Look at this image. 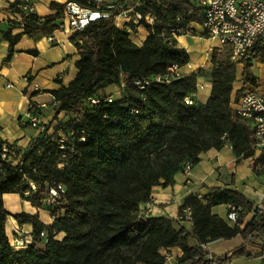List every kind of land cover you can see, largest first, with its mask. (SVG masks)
<instances>
[{
    "label": "trees",
    "instance_id": "16d2710c",
    "mask_svg": "<svg viewBox=\"0 0 264 264\" xmlns=\"http://www.w3.org/2000/svg\"><path fill=\"white\" fill-rule=\"evenodd\" d=\"M123 1L114 4L124 5ZM188 2L194 3L145 0L139 10L143 14L151 11L155 19L152 24L140 21L149 33L140 46L134 44L125 29L115 25V12L72 34L79 54L78 73L67 86L52 91L57 112L65 111L68 118L58 123L52 133L40 131L15 164L2 158L0 147V264H164L165 256L158 251L172 247L182 251L180 264H233L236 258L264 257V211L256 212L243 228L228 225L212 212L211 207L221 204L240 206L245 210L240 214L243 219L254 207L238 190L216 187L203 199L188 195L179 210L191 208L190 229L177 227L174 219L140 214L139 205L151 202L154 185L170 184L186 162H199L201 152L221 149L228 143L236 162L255 155L250 123L230 107L237 63L230 60L226 49L213 48L210 54L207 69L211 91L203 104L194 97L203 68L181 74L169 83L151 82L144 89L130 84L132 78L164 74L171 65L182 67L189 62L187 50L166 29L169 24L185 27L200 22L199 8L195 13L188 11ZM23 5V1L13 0L8 7L21 18L22 34L39 38L58 28L64 5L46 16L28 11ZM14 26L11 21L0 35L9 43L4 60H9L21 36L12 34ZM253 63H264V47H256L255 54L242 62L243 86L237 98L248 86L255 85ZM122 81L126 83L123 96L108 102L105 88L120 86ZM186 97L193 98V103L187 104ZM90 98H99L100 102L92 105ZM80 111L83 115L74 124L71 138L63 125H68L72 115ZM58 131L67 138L64 149L59 147ZM261 154L253 167L262 161ZM29 181L35 184V190L25 195L30 189ZM58 185L64 191L49 203L50 189ZM4 193H18L32 206L49 210L53 217L50 225L42 223L37 214L13 215L19 225H32L35 242L40 241L41 232H47L42 248L35 242L21 249L9 245L4 231L9 215L2 203ZM61 232L64 236L58 239ZM237 235H241L243 243L224 256L203 248L208 242ZM190 239L195 244L190 245ZM253 247L260 252L253 251Z\"/></svg>",
    "mask_w": 264,
    "mask_h": 264
},
{
    "label": "crops",
    "instance_id": "0c3cea01",
    "mask_svg": "<svg viewBox=\"0 0 264 264\" xmlns=\"http://www.w3.org/2000/svg\"><path fill=\"white\" fill-rule=\"evenodd\" d=\"M12 1L0 0V35L8 28L11 21L15 23L12 34H21L14 48H12L13 52L9 60H4L9 52V43L1 39L0 36V140L14 144L21 150H26L39 134L37 127L21 123V120H26L24 114L29 109L30 103L45 104L43 108H39L38 112L40 121L48 123L49 132L54 131L58 121L68 118L65 111L57 112V104L54 101L52 91L67 86L76 77L78 73L76 61L79 59V54L75 43L71 40L72 33L67 29H55L52 33V42L47 39V35L33 38L22 34L21 18L12 14L8 8ZM67 1L69 0H31L32 10L39 16L51 15L56 13L59 6H63ZM109 1L119 2L120 0ZM130 1L125 0L122 3L127 5ZM115 25L122 29L126 25L123 17H116ZM192 28L196 30L195 34L176 37L178 45L184 47L190 57L186 65L179 67L181 74L196 72L208 64V58L203 61L201 52L192 49L193 43L190 39L204 38L199 34L200 30ZM130 30L129 38L139 46L145 42L149 35L147 29L141 24L132 25ZM205 39H207L206 50L223 49L217 39H211L212 41H208L210 40L208 38ZM29 50H36L37 53L32 54ZM256 65L260 64L256 63ZM242 73L243 64L239 63L229 95L231 108L234 99L237 98V91L243 86ZM25 75L30 76L32 81L40 86L39 91L28 86L23 79ZM253 76L258 77L256 74ZM256 88L260 91L264 90L261 86H256ZM210 91V76H198L195 101L205 103ZM105 93L112 94L116 99L123 96V90L118 85L106 87ZM259 153L261 154L257 151L254 156L236 162V156L228 143L224 144L221 149L210 148L201 152L199 162L192 165L188 171H185L183 166L175 173L170 184L168 183L167 186L154 185L150 196L151 202H143L139 208L145 217L174 219L177 221V227L190 229V222H183L178 219L179 209L190 194L203 199L216 187L235 189L248 198L253 207H256L264 201L262 200L264 198V161L253 167L254 160L260 156ZM2 199L5 209L9 212V215L6 216L4 230L9 241L14 235L28 239L33 237L32 225L28 223L19 225L13 217L15 214L21 212L37 214L40 221L45 225H50L53 221L49 210L32 206L18 193H4ZM211 209L214 214H218L225 220L226 204L217 205ZM253 216L251 212L246 213L239 224L240 227L243 228ZM225 222L232 226L226 220ZM63 236L64 234L61 232L57 238L61 239ZM242 243L241 235H237L228 240L208 242L203 245V248L214 255L224 256L241 246ZM189 244H195V240L190 239ZM35 245L38 248L43 247L40 241L35 242ZM252 250L259 253L258 248L253 247ZM158 252L165 256L164 264H175L179 262V257L182 255V251L178 247L160 248Z\"/></svg>",
    "mask_w": 264,
    "mask_h": 264
},
{
    "label": "built area",
    "instance_id": "2783aa9c",
    "mask_svg": "<svg viewBox=\"0 0 264 264\" xmlns=\"http://www.w3.org/2000/svg\"><path fill=\"white\" fill-rule=\"evenodd\" d=\"M23 1L24 9L31 11L33 8L31 0ZM145 0H131L127 5H115L114 2L109 0H93V3L88 1L87 5H81L74 1H67L64 4L63 15L57 29H67L70 33L74 34L77 31H82L90 23L107 18L115 12L116 17H123L124 29L130 32L132 25H137L142 19L147 23L152 24L155 17L152 12L149 11L143 14L139 8L143 6ZM199 8L200 22L197 24L200 30V35L208 39H217L223 49H226L229 53L230 60L239 64L249 59L256 52V47H264V0H191ZM192 23V22H191ZM190 23V24H191ZM188 24L185 27L179 25L169 24L167 25L168 33L176 38L178 36L195 34L196 30ZM123 29V28H122ZM47 39L52 42V34L47 35ZM78 43L81 39L77 40ZM181 72L177 65H171L166 73L157 74L151 77L132 78L131 85L137 86L138 89H144L151 82L169 83L173 79L179 77ZM33 90L39 91L40 86L33 82L31 77L25 75L23 77ZM126 83L121 82L120 88H124ZM105 99L108 102H112L116 98L112 94H107ZM90 104L96 105L100 102L99 98H90ZM185 102L187 104L193 103V98L186 97ZM45 104L36 105L30 103L29 109L25 112L24 116L26 120H21L22 124H30L37 127L40 131L46 130L49 132L48 123H42L39 118V108H43ZM232 111L243 121L250 123L253 130V147L261 153H264V92L257 88L247 89L239 98L234 99L232 105ZM83 115V111L72 115L69 119V124H64L69 130L71 138L75 134L74 124L78 123ZM64 121V120H63ZM58 121V123L63 122ZM65 122V121H64ZM63 122V123H64ZM59 147L64 149V141L67 139L62 131H58ZM223 136L222 138L224 139ZM80 140L83 142L85 137L82 135ZM1 156L4 159L12 160V163H17L23 156L25 150H21L16 145L7 143L0 140ZM192 167L190 162H186L184 170L188 171ZM30 189L25 191V195L30 193V190H35V184L31 181L28 182ZM61 185L57 188L50 189V195L48 198L49 203H54L60 198V193L64 191ZM264 200V198H262ZM245 211L243 207L228 204L225 220L233 225L240 224V214ZM264 211V201L254 207L251 211L253 215L256 212ZM140 214L145 216L140 209ZM178 219L180 221L191 222L192 210L190 207H184L179 210ZM47 238V232L40 233V243L44 246ZM34 237L28 239L23 236L14 235L9 241L14 249H21L27 247L33 243ZM175 264H180L179 262Z\"/></svg>",
    "mask_w": 264,
    "mask_h": 264
},
{
    "label": "rangeland",
    "instance_id": "374dc122",
    "mask_svg": "<svg viewBox=\"0 0 264 264\" xmlns=\"http://www.w3.org/2000/svg\"><path fill=\"white\" fill-rule=\"evenodd\" d=\"M185 6L188 8V11L191 10V11H193V13H195V11L197 10V6L195 3L188 2V3H185ZM197 24H198L197 22H192L190 25L199 30ZM123 29H124V27H123ZM190 40H191V43H193L192 49L193 50H199L201 52L202 60L205 61L208 58L207 59L208 64L206 66H203V69H204L203 76H210L209 72H208L209 69H207V68L210 66V57H211L210 54L212 53L213 48L211 50L205 49V43L207 42V39H205V37L201 38V39H190ZM208 41H212V40L210 39ZM205 51H206V53H205ZM262 64H264V63H262ZM251 67H253V68H251L252 74L254 73L258 77L255 80L256 81L255 85L248 86V89H254V88H256V86H261L262 88H264V65L260 66V65H256V63H253V66H251ZM237 69H238V64L236 65V72H237ZM262 92H264V90H262ZM254 151L256 153L258 150L255 149ZM261 156H262V161H264V154H261ZM262 161H260V162H262ZM261 261H264V257H260V256L252 257V258L241 257V258H236L234 260V262H232V263L233 264H261L262 263Z\"/></svg>",
    "mask_w": 264,
    "mask_h": 264
}]
</instances>
